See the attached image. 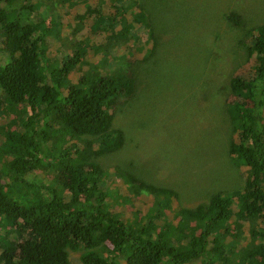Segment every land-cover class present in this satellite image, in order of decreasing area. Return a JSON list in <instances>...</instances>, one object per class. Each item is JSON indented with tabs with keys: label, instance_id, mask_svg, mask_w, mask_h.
Listing matches in <instances>:
<instances>
[{
	"label": "trees",
	"instance_id": "trees-1",
	"mask_svg": "<svg viewBox=\"0 0 264 264\" xmlns=\"http://www.w3.org/2000/svg\"><path fill=\"white\" fill-rule=\"evenodd\" d=\"M112 1L118 3L110 16L92 9L97 14L92 26L95 31L110 32L107 44L99 47L105 53L130 43L135 52L133 46L141 39L135 38L134 31L139 28L148 32L153 44L150 52H156L163 34L160 11L180 12L170 7H150L142 0ZM31 8L23 5L28 20L4 5L0 7V56L7 58L0 64V109L18 113L27 107L29 116L22 130L6 139V151L15 155L0 172V232L6 239L0 246V264H72L70 254L78 251L82 264H190L202 258L213 264L214 257L219 264H231L225 255L228 244L212 237L222 229L228 234L234 206L242 220L263 224V231L250 230L251 241L242 248L237 264H264V25L257 34L249 32L251 45L247 50L253 68L230 81V93L236 101L229 113L239 125L228 154L247 170L246 184L242 192L215 194L194 209L176 212L181 216L178 227L185 248L170 228L153 233L160 212L170 209L172 200L178 199L175 191L126 172L124 181L132 195L148 194L161 202L159 213L150 209L141 226L126 223L113 213L100 193L104 171L98 159L124 147L125 135L113 124L121 107L136 94L135 73L94 72L78 84H70L69 76L84 58L80 49L64 60L59 78L48 81L49 76L40 72L41 42L48 28L43 22L31 20ZM87 9L89 13L90 7ZM189 9L196 11L184 10ZM77 18L84 22L87 15ZM228 20L243 24L237 14L229 15ZM64 87L67 92H63ZM69 141L75 144L66 147ZM49 142L54 146L48 150ZM80 143L83 148L79 149ZM40 169L51 172L53 182L37 185L27 180ZM4 176L9 177V183L4 182ZM164 197L169 203L166 208ZM192 223L196 224L193 228Z\"/></svg>",
	"mask_w": 264,
	"mask_h": 264
},
{
	"label": "rangeland",
	"instance_id": "rangeland-1",
	"mask_svg": "<svg viewBox=\"0 0 264 264\" xmlns=\"http://www.w3.org/2000/svg\"><path fill=\"white\" fill-rule=\"evenodd\" d=\"M5 1L0 0V7L4 5L8 11L28 20L23 5L32 7L31 20L43 22L48 28L40 49V72L49 76L48 81L58 79L64 60L80 49L84 58L69 76L70 84L76 85L94 72L109 75L133 70L136 94L121 107L113 124L116 130L123 131L125 144L121 151L98 159L104 171L100 193L113 213L127 220L126 223L141 226L143 216L146 218L150 209L159 213L161 202L148 194L132 195L124 181L126 172L131 171L154 186L175 191L178 199L172 200L170 209L160 212L153 233L170 228L179 245L186 248L178 227L181 216L176 212L182 208L194 209L215 194L242 192L246 184L247 170L240 168L241 163L228 154L239 125L229 113L230 105L236 101L230 93V81L253 68L254 61L249 60L247 50L251 45L249 32L257 34V29L264 25V0H142L150 7L180 11L177 14L160 11L162 18L159 15L158 20L163 34L159 37L161 46L154 53L150 52L153 44L148 32L139 27L134 31L135 38L141 39L133 46L135 52L131 43L128 47H113L108 53L101 50L110 32L95 31L92 26L97 14L92 9L110 16L118 2L13 0L5 4ZM234 14L241 17L242 25L228 20ZM79 15H87L84 22L77 18ZM6 60L4 55L0 56L1 65ZM63 92H67L66 87ZM27 110L22 107L18 113H8L0 109V172L5 171L15 155L6 151V139L10 133L22 130L29 118ZM72 144L75 143L69 141L66 147ZM51 146L53 142L46 148L49 150ZM78 148H83V144ZM4 178L5 183L10 182L8 176ZM53 179V174L45 169L27 177L37 185ZM168 205L164 197V208ZM233 210L228 234L222 233L224 229L215 231L212 239L218 237L222 244H228L225 255L231 264H237L242 248L251 241L250 230L263 231V224L246 222L238 215L236 206ZM195 226L190 224L191 228ZM0 234L1 246L6 239ZM80 256L81 251L71 252L72 264H82ZM212 263L219 264L216 257ZM190 264H207V261L202 258Z\"/></svg>",
	"mask_w": 264,
	"mask_h": 264
},
{
	"label": "bare ground",
	"instance_id": "bare-ground-1",
	"mask_svg": "<svg viewBox=\"0 0 264 264\" xmlns=\"http://www.w3.org/2000/svg\"><path fill=\"white\" fill-rule=\"evenodd\" d=\"M226 105V104H225ZM226 107V106H225Z\"/></svg>",
	"mask_w": 264,
	"mask_h": 264
}]
</instances>
